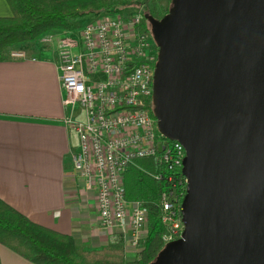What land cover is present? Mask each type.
<instances>
[{
	"label": "water",
	"instance_id": "water-1",
	"mask_svg": "<svg viewBox=\"0 0 264 264\" xmlns=\"http://www.w3.org/2000/svg\"><path fill=\"white\" fill-rule=\"evenodd\" d=\"M154 111L186 149L184 231L151 264H264V0H172L145 13Z\"/></svg>",
	"mask_w": 264,
	"mask_h": 264
},
{
	"label": "built area",
	"instance_id": "built-area-1",
	"mask_svg": "<svg viewBox=\"0 0 264 264\" xmlns=\"http://www.w3.org/2000/svg\"><path fill=\"white\" fill-rule=\"evenodd\" d=\"M143 15H102L78 31L50 33L41 40L58 50L67 110L63 121L79 138L72 155L74 171L96 194L100 225L114 241L127 243L135 256L146 237L149 208L142 200L126 198L124 175L138 159L156 158L165 172L155 177H167L170 184L160 199L168 229L165 245L181 238L185 228L178 202L186 149L160 132L152 113L159 51L153 32L141 27ZM9 56L28 58L25 51H11ZM78 104L84 109L81 118Z\"/></svg>",
	"mask_w": 264,
	"mask_h": 264
},
{
	"label": "crops",
	"instance_id": "crops-1",
	"mask_svg": "<svg viewBox=\"0 0 264 264\" xmlns=\"http://www.w3.org/2000/svg\"><path fill=\"white\" fill-rule=\"evenodd\" d=\"M12 15L8 1L0 0V16ZM48 34L0 57V197L34 222L74 236L78 258L88 260V253L117 242L100 225L95 192L74 171L79 138L63 121L58 50L41 41ZM11 51L28 58H12ZM124 252L135 257L127 243ZM0 264L34 263L0 244Z\"/></svg>",
	"mask_w": 264,
	"mask_h": 264
},
{
	"label": "trees",
	"instance_id": "trees-1",
	"mask_svg": "<svg viewBox=\"0 0 264 264\" xmlns=\"http://www.w3.org/2000/svg\"><path fill=\"white\" fill-rule=\"evenodd\" d=\"M13 15L0 16V57L7 55L11 46L33 41L47 33L72 31L70 18L81 17L92 9L90 5L102 0H7ZM172 3V0H168ZM146 13L161 19L167 9L161 0H145ZM141 27L150 29L145 13ZM155 105L152 113L154 116ZM157 117V116H156ZM164 166L154 157L140 158L137 166H131L124 175L126 198L142 200L149 208L147 233L142 248L133 259L124 252V241L117 242L87 254L91 264H151L165 248L163 236L167 226L162 221L161 194L170 188L167 177L157 179L155 174L164 173ZM185 180L181 204L187 190ZM0 244L7 246L34 264H84L78 258L74 236L38 224L0 197Z\"/></svg>",
	"mask_w": 264,
	"mask_h": 264
},
{
	"label": "rangeland",
	"instance_id": "rangeland-1",
	"mask_svg": "<svg viewBox=\"0 0 264 264\" xmlns=\"http://www.w3.org/2000/svg\"><path fill=\"white\" fill-rule=\"evenodd\" d=\"M144 1L145 0H102L99 3L91 4L90 9L92 10L88 14L81 17L70 18L69 22L72 25L71 27L73 29H77L78 31L82 29L87 23L91 22L92 20H96L102 15L130 14L138 11L146 13L147 7L143 4ZM161 3L167 9H170L172 6V3H170L168 0H161ZM59 32H57L56 34H58ZM153 42L155 43L158 52L159 47L154 34ZM76 112L78 114L77 118H81L84 112L83 106L78 104L76 106ZM72 140L74 142L76 141V135L74 133L72 134ZM82 261L84 264H90L89 260L82 258Z\"/></svg>",
	"mask_w": 264,
	"mask_h": 264
}]
</instances>
